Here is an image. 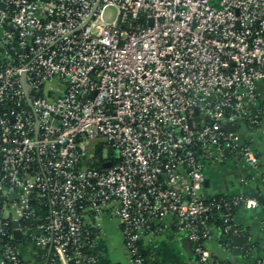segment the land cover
<instances>
[{"label": "built area", "instance_id": "1", "mask_svg": "<svg viewBox=\"0 0 264 264\" xmlns=\"http://www.w3.org/2000/svg\"><path fill=\"white\" fill-rule=\"evenodd\" d=\"M263 119L264 0H0V264H25L13 221L49 264H98L102 215L130 264L171 230L211 264L214 217L235 237L231 207L259 203L207 195L205 166L256 169L225 127Z\"/></svg>", "mask_w": 264, "mask_h": 264}, {"label": "crops", "instance_id": "2", "mask_svg": "<svg viewBox=\"0 0 264 264\" xmlns=\"http://www.w3.org/2000/svg\"><path fill=\"white\" fill-rule=\"evenodd\" d=\"M229 131L242 141L249 142L258 160L256 169L249 167L239 159L208 163L205 166L204 191L207 195L225 197L238 193L264 194V119L259 128L247 129L239 121L229 124ZM98 235L91 253L98 259V264H130L129 254L125 250L121 228L115 219L102 215L98 220ZM234 227L248 234L256 244L249 258L242 256L243 238L240 254L234 252V239L231 250L225 251L220 229L213 228L211 237L205 243L210 254L211 264H258L264 262V203L256 208H240L234 215ZM242 235V234H241ZM22 243L25 264H45L43 251L39 250L31 238H19ZM141 249L146 264H198L193 246L188 236L182 232L166 231L153 237H144Z\"/></svg>", "mask_w": 264, "mask_h": 264}, {"label": "trees", "instance_id": "3", "mask_svg": "<svg viewBox=\"0 0 264 264\" xmlns=\"http://www.w3.org/2000/svg\"><path fill=\"white\" fill-rule=\"evenodd\" d=\"M247 197L249 198H253L255 199L259 204H263L264 203V194H260L259 192L256 193H246ZM226 200L229 199V196H225L223 197ZM240 206H234L231 207V214L234 216L236 214V212L238 211V209H240ZM216 213H214L215 216ZM217 216V215H216ZM0 221H3V219L0 217ZM212 226H214L215 228H218L221 230L222 227H224V225H226L225 223H223L222 220L217 219V217H214V219L211 221L210 223ZM35 226L34 223H31L30 221H20V227L22 229H31ZM9 232L12 233V227L11 224H9ZM236 232L238 235L242 236L243 238V248H242V256L245 255V250H248L249 255L246 258H249L252 255L253 249L256 247V244L254 242L251 241L250 236L248 234L242 233L241 231L236 229ZM83 233L84 236L83 237H87L92 239L93 236H95L96 231L88 226H85L83 228ZM242 234V235H241ZM222 238V243L223 245H229L231 246L232 244V240L234 238V233L233 230L230 231V233ZM12 246L17 247L20 251V257L22 258V260L24 261L23 258V249H22V243L18 242L17 240H10L9 242ZM138 248H139V252L140 254L143 256H145V253L143 252V250L141 249V242L138 243ZM49 258L50 256H46L45 257V264H49ZM25 262V261H24Z\"/></svg>", "mask_w": 264, "mask_h": 264}, {"label": "water", "instance_id": "4", "mask_svg": "<svg viewBox=\"0 0 264 264\" xmlns=\"http://www.w3.org/2000/svg\"><path fill=\"white\" fill-rule=\"evenodd\" d=\"M225 128L229 130V125H227ZM0 216H1V213H0ZM12 229L14 230V239L19 240L20 232L18 230V222L17 221L12 222ZM241 242H242V239L240 237H236V236L234 237V246H235L234 252L237 253V255L240 254L239 248H240ZM2 243H3V240L0 239V244H2Z\"/></svg>", "mask_w": 264, "mask_h": 264}, {"label": "rangeland", "instance_id": "5", "mask_svg": "<svg viewBox=\"0 0 264 264\" xmlns=\"http://www.w3.org/2000/svg\"><path fill=\"white\" fill-rule=\"evenodd\" d=\"M114 15H115V10L112 8H109L105 13V18L110 21L113 19ZM95 154H96L95 150L89 149V151H88L89 158ZM98 154H100V153H98ZM107 154H108L107 150H102V152H101L102 156L107 155ZM88 162H89V159H87V163ZM7 215H8L7 213H3V217H7ZM196 263H198V262L196 261Z\"/></svg>", "mask_w": 264, "mask_h": 264}]
</instances>
